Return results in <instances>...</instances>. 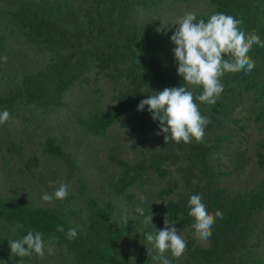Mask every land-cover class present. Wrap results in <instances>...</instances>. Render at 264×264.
<instances>
[{
    "label": "trees",
    "instance_id": "trees-1",
    "mask_svg": "<svg viewBox=\"0 0 264 264\" xmlns=\"http://www.w3.org/2000/svg\"><path fill=\"white\" fill-rule=\"evenodd\" d=\"M1 1L0 26L9 32L15 29L26 31L31 42L49 51L53 57L45 68L25 73L12 89V97L0 100V106L7 104L8 109H13L23 104L36 107L43 114L52 112L66 106V93L75 86L88 85L93 80L97 82L98 77L106 76L116 86H122L114 97V107L109 112L96 109L89 115L90 119L82 123L87 125V133L99 134L119 121L130 109L138 108L139 103L148 98L147 95L184 84L177 69L169 70L157 59L162 48L155 46L156 38L151 29L143 23V19L136 18L140 14H137V8L133 14L132 4L129 2L121 8L120 3L115 0H63V3L85 1L95 13L89 24V29H93L86 34L77 28L72 31L70 23L64 22L63 7L54 5L52 8L50 0ZM211 2L217 7L231 4V11L235 13L236 19L242 21L244 31L262 30V27H258L264 26L260 24L264 22V16L259 9L262 5L264 9V2L261 6L254 0ZM135 3L144 7L149 1L135 0ZM107 12L110 13L108 21L102 22V13ZM7 40L8 37L0 32V41L6 43ZM261 53L264 55V49L255 52L253 46L248 54L255 62L254 70L261 66ZM91 74L95 75L94 79ZM248 75L240 72L225 73L221 78L224 90L214 105L196 101L201 115L209 121L202 142L193 140L185 144L170 140L166 144L163 134H160L158 137L163 141L160 147L162 149L146 150L143 159L135 164L112 157L124 170L123 177L114 185L115 193L123 194L127 185L143 183L154 172L163 179H169L163 193L169 199L162 203L143 204L145 216L153 213V225H150L147 232H155L156 228L163 230L167 215L177 230L192 227L194 220L188 215V200L192 195H200L212 214L217 210L222 211L223 218H216L212 236L206 241V245H201L194 239L189 240L182 255V263L179 258L165 254L171 264H261V236L256 235V230L264 214V191H261L264 189V182L249 193L230 196L218 186L213 161L214 152L219 153L221 144L229 137L216 132L219 128H224V121L229 118L227 112L231 102L243 91H249V88L244 87ZM185 87L193 92L194 97L202 94L200 87ZM258 88L259 84H251V89L255 92ZM258 101L264 107V98ZM142 112L149 119L155 133H158L159 122L152 119L147 107ZM262 113L263 111L260 115ZM45 146V152L65 160L72 176H77L74 160L67 156L66 151L56 145L54 140H49ZM13 149L14 147L8 150L15 152ZM30 161L33 162L34 159L30 158ZM28 166L31 168L29 163ZM262 168L264 170V163ZM76 183L83 185L78 177ZM83 188L84 186L81 187V192ZM76 198L77 195H74L67 200ZM87 202L90 216L88 231L91 232L81 243L75 244L67 235L71 228H75L79 236L83 233L77 225L71 223L70 215L62 214L57 207H27L17 197L8 201L0 199V234L16 233L15 236L18 237L26 236L28 230L40 232L44 239L58 240V245L73 257L74 264H159L148 257L144 250L140 260H129L119 247V240L124 235L123 227L113 228V216H105L106 213L115 211L114 204L107 203L105 206L90 198ZM107 207L109 210H106ZM58 226H62L64 231H58Z\"/></svg>",
    "mask_w": 264,
    "mask_h": 264
},
{
    "label": "rangeland",
    "instance_id": "rangeland-1",
    "mask_svg": "<svg viewBox=\"0 0 264 264\" xmlns=\"http://www.w3.org/2000/svg\"><path fill=\"white\" fill-rule=\"evenodd\" d=\"M115 1L120 3L121 8L128 2L132 4L133 14L137 8V14L140 15L136 18L143 19V23L151 29L156 38L155 46L162 48L156 58L169 70L178 68L173 53L176 46L171 42V36L179 27L176 22L186 12L194 13L196 22L203 18L207 21L214 13L235 17V13L231 11V4L226 3L223 7H217L211 0H148L145 8L137 6L135 0ZM254 2L261 6L264 0ZM50 3L52 8L54 5L63 7L64 22L70 23L72 31L77 28L78 31L83 30L87 34L93 29H89V24L95 13L88 8L85 1L63 3V0H50ZM106 9L109 10L108 7ZM47 10L49 11V7ZM259 12L264 16L263 5ZM109 15L108 12L102 13V22H107ZM261 27L262 30L257 29L255 33L264 41V26L259 25L258 28ZM158 29L161 31L158 32ZM0 32L8 37L6 43L0 41V100H6L12 97V89L25 73L45 68L53 55L31 42L24 30L15 29L9 32L1 25ZM259 49L262 50L264 47L254 45L255 52ZM5 56L6 62L2 59ZM260 63L261 66L253 69L247 77L244 87L249 88V91H243L233 101L229 100L232 101L227 112L229 118L224 121V128H219L216 132L218 135L229 136L226 142L221 144L219 153L214 152L213 161L218 186L225 189V193L230 196L249 193L264 182L262 168L264 158L261 159V156H264V107L261 100L258 101L264 98L262 53ZM91 76L92 79L95 78V75ZM251 84H259L256 92L251 89ZM120 87L106 76L98 77L97 82L93 80L88 85L80 84L68 91L64 100L65 107L44 114L31 105L20 104L13 109H8L7 104L1 105L0 112L7 109L10 112V119L0 124V199L8 201L17 197L27 207L60 208L61 213L70 215L71 223L83 231L81 236L70 238L75 244L81 243L91 232L88 231L90 216L87 199H96L105 206L112 203L115 211L106 213L105 216L108 217L109 214V217L113 216L111 218L113 228L123 227L124 235L119 240L120 250L129 260L137 261L141 259L142 250L148 257L157 253L152 249L151 256L148 254L147 248L151 249L152 246L144 236L149 233L147 229L150 225L143 223L145 215H141L136 209L143 208V204L149 202L162 203L169 199V196L163 194L169 179H163L154 172L143 183L127 185L123 194L115 193L114 185L123 177L124 170L114 159L135 164L143 159L146 150L159 149L163 141L151 127L149 119L136 107L99 134L87 133V125L82 124L90 119L89 115L96 109L109 112L115 105L114 97ZM49 140H54L55 144L74 160L76 177L72 176L65 160L45 152V145ZM12 147L15 152L9 151ZM30 158L34 161L31 162ZM172 171H175V168H172ZM77 177L83 185L76 183ZM61 184L68 185L67 198L71 199L74 195H77V198L54 200L51 203L42 200L45 192L53 193ZM122 217H127V223ZM178 231L186 243L194 239L199 244L206 245V241L195 236L192 227ZM256 231V235L261 236L259 253L261 264H264V214ZM15 234L8 235L6 232L0 234V264H74L73 257L53 238L44 239L46 248L43 257L35 253L23 258L12 256L8 241L24 237H16ZM48 247L53 249L52 254L48 253ZM182 258L183 256L179 258L181 263Z\"/></svg>",
    "mask_w": 264,
    "mask_h": 264
},
{
    "label": "clouds",
    "instance_id": "clouds-1",
    "mask_svg": "<svg viewBox=\"0 0 264 264\" xmlns=\"http://www.w3.org/2000/svg\"><path fill=\"white\" fill-rule=\"evenodd\" d=\"M196 21L194 13L186 12L176 22L179 27L171 36V42L176 46L173 53L178 64L177 72L184 81L183 86L152 91L154 94L147 95L148 98L138 105L139 111L147 107L152 119L159 122L160 131L157 135L163 134L166 144L170 140L185 144L193 140L202 142L209 121L201 115L196 101L214 105L224 90L221 78L225 73L243 71L249 74L255 67L249 52L254 45L264 47V41L254 31H244L242 21L232 15L214 13L207 21ZM2 59L6 62L7 57ZM185 85L200 87L202 94L194 97L193 92ZM9 119L10 112L7 109L0 112V124ZM68 195V185L61 184L53 193L45 192L42 200L48 203L54 200L64 201ZM188 207V215L194 220L192 228L195 236L203 241L209 240L216 218H223L222 211L217 210L212 214L200 195H192L188 200ZM136 211L144 215L143 208L137 207ZM122 219L127 223V217ZM143 223L153 225V213L144 216ZM57 230L64 231L62 226H58ZM179 233L167 215L163 230L156 228L155 233L149 232L144 236L152 246L151 249L147 248L149 256L154 249L157 254L151 258L159 264H171L165 253L180 258L187 249V243ZM67 235L75 238L76 229H69ZM8 243L12 256L23 258L35 253L43 257L45 254L46 244L40 232L28 230L23 238L9 240ZM47 251L49 254L53 253L51 247Z\"/></svg>",
    "mask_w": 264,
    "mask_h": 264
}]
</instances>
